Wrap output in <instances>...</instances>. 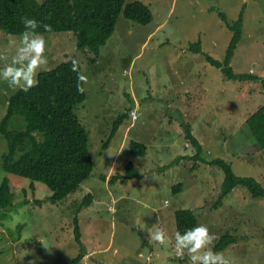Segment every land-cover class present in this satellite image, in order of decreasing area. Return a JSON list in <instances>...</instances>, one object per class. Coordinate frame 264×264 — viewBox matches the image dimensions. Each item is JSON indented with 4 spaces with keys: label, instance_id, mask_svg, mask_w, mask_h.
<instances>
[{
    "label": "rangeland",
    "instance_id": "rangeland-1",
    "mask_svg": "<svg viewBox=\"0 0 264 264\" xmlns=\"http://www.w3.org/2000/svg\"><path fill=\"white\" fill-rule=\"evenodd\" d=\"M139 1L149 7L151 21L139 24L120 14L98 56L78 49L71 32L42 34L47 64L37 72L74 58L87 78L86 98L76 114L88 131L94 165L79 188L56 203L49 200L46 185L34 182L33 190L30 180L8 174L0 165V183L7 177L14 194L12 207L0 215V264H190L186 252L175 255L178 209L191 210L197 224L208 227L212 247L222 234L234 235L236 241L218 251L233 264H264V197L252 198L238 186L215 206L223 171L205 162L221 158L235 175L253 177L264 186V149L245 125L264 103V0ZM218 10L229 23L243 10L230 66L257 78L228 79L205 60L203 53L224 60L231 39ZM17 37L0 29V67L14 54ZM197 41L202 52L189 49ZM16 90L0 82V121ZM129 108L138 118L127 115L103 148L113 121ZM182 123L190 124L201 144L199 158H191L197 150L185 138ZM23 127L22 118L15 116L7 129ZM131 139L145 144L143 156L128 150ZM6 151L0 133V162ZM129 161L141 180L110 183L111 175L123 173ZM109 191L124 198L115 202ZM88 193L91 204L75 215L77 201ZM75 216L90 254L73 262L80 252ZM149 227L163 228L166 243L150 240Z\"/></svg>",
    "mask_w": 264,
    "mask_h": 264
},
{
    "label": "trees",
    "instance_id": "trees-1",
    "mask_svg": "<svg viewBox=\"0 0 264 264\" xmlns=\"http://www.w3.org/2000/svg\"><path fill=\"white\" fill-rule=\"evenodd\" d=\"M219 17L232 32L224 60H217L203 53L211 65L221 69L226 78L232 80H253L252 73H235L230 60L241 38L242 13L232 23L226 21V15L219 11ZM122 15L127 20L139 24H147L152 19L149 7L139 0H0V29L6 34L19 35L24 30L21 17H34L40 22L37 32L49 34L53 32H71L75 37L78 49H87L98 56L103 46L114 31L117 17ZM44 25H50L52 31H45ZM189 49L202 52L200 41L191 43ZM74 59V58H72ZM67 59L49 70L38 72L39 83L24 92L16 90L8 99L6 113L0 121V133L7 143V151L1 157L0 165L8 174H14L30 180L29 186L34 190V182H40L51 191L49 200L52 203L63 201L75 192L86 180L93 168V158L89 150L88 131L82 119L76 114V108L86 98L84 83L80 86L83 92L77 91V73L73 72L71 61ZM94 58H91L93 61ZM79 72L83 75L81 65ZM264 86V81H262ZM131 109L125 110L113 121L112 128L102 147H107L109 140L116 134L125 117L130 116ZM19 116L24 122L20 129H7L9 121ZM183 124V123H182ZM256 144L264 149V103L245 119ZM185 138L197 150L191 158H199L201 144L192 135L189 123L183 124ZM131 153L143 156L146 146L131 139L127 143ZM183 156V155H182ZM216 165L223 171L219 201L235 187H243L252 198L264 197V186L253 177H240L234 174L231 165L221 158L205 161ZM105 180V176L101 175ZM142 174L132 161L127 162L123 173L111 175L109 182L117 180L140 181ZM180 188V184L176 185ZM120 193V191L118 192ZM124 198V197H123ZM14 194L9 179L4 177L0 183V215L5 209L12 207ZM90 193L77 201L75 215L83 207L91 204ZM37 203L42 201L37 200ZM175 230L181 231L197 224L196 215L189 209H178L174 212ZM73 232L80 252L73 262L82 259L85 247L81 242V231L77 216L73 218ZM234 235L222 234L213 246L220 251L234 243ZM176 255V254H175ZM177 256V255H176ZM181 257V256H177Z\"/></svg>",
    "mask_w": 264,
    "mask_h": 264
},
{
    "label": "clouds",
    "instance_id": "clouds-1",
    "mask_svg": "<svg viewBox=\"0 0 264 264\" xmlns=\"http://www.w3.org/2000/svg\"><path fill=\"white\" fill-rule=\"evenodd\" d=\"M24 30L13 41L15 52L8 58V62L0 67V82L6 83L13 90L19 89L27 92L39 81L37 70L47 64L46 41L37 32L40 22L34 17H21ZM45 31H52L50 25L43 26ZM72 71L77 73V91L83 92L81 83L87 78L79 72V62L72 59ZM149 239L161 245L166 243V232L163 228H147ZM213 235L204 224H195L185 228L183 232L174 234L175 248L178 252H186L190 264H233L232 260L223 252L214 251L212 245Z\"/></svg>",
    "mask_w": 264,
    "mask_h": 264
},
{
    "label": "crops",
    "instance_id": "crops-1",
    "mask_svg": "<svg viewBox=\"0 0 264 264\" xmlns=\"http://www.w3.org/2000/svg\"><path fill=\"white\" fill-rule=\"evenodd\" d=\"M192 132V131H191ZM193 135V134H192ZM194 136V135H193ZM200 143V142H199ZM109 193L114 197L112 200L113 201H118V200H121L123 197L121 196V195H116V194H114L113 192H110L109 191ZM111 209V208H110ZM115 209V208H114ZM116 210V209H115ZM80 231H81V229H80ZM81 234H82V231H81ZM81 242L84 244V242H83V239L81 238ZM90 254V252H84V255H83V257H86L87 255H89ZM82 257V258H83Z\"/></svg>",
    "mask_w": 264,
    "mask_h": 264
},
{
    "label": "built area",
    "instance_id": "built-area-1",
    "mask_svg": "<svg viewBox=\"0 0 264 264\" xmlns=\"http://www.w3.org/2000/svg\"><path fill=\"white\" fill-rule=\"evenodd\" d=\"M131 117H132V120H135V119H137L138 118V114H137V112L135 111V110H132L131 111ZM176 255L177 256H181L182 255V252H176Z\"/></svg>",
    "mask_w": 264,
    "mask_h": 264
}]
</instances>
